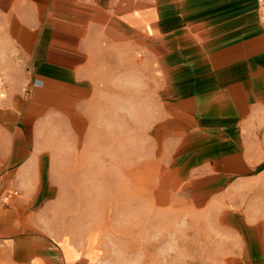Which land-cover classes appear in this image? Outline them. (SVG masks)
Instances as JSON below:
<instances>
[{"label":"crops","instance_id":"crops-1","mask_svg":"<svg viewBox=\"0 0 264 264\" xmlns=\"http://www.w3.org/2000/svg\"><path fill=\"white\" fill-rule=\"evenodd\" d=\"M258 0H0V264H88V216L213 213L264 264ZM88 193V195H86Z\"/></svg>","mask_w":264,"mask_h":264},{"label":"rangeland","instance_id":"rangeland-1","mask_svg":"<svg viewBox=\"0 0 264 264\" xmlns=\"http://www.w3.org/2000/svg\"><path fill=\"white\" fill-rule=\"evenodd\" d=\"M151 188L142 177L140 209L122 214L88 216V197L70 201L66 235L88 264H230L236 242L216 215L186 204L155 206Z\"/></svg>","mask_w":264,"mask_h":264},{"label":"built area","instance_id":"built-area-1","mask_svg":"<svg viewBox=\"0 0 264 264\" xmlns=\"http://www.w3.org/2000/svg\"><path fill=\"white\" fill-rule=\"evenodd\" d=\"M258 5H259V16L261 20V24L264 27V0H258ZM6 89V82L5 80L0 77V95L4 92Z\"/></svg>","mask_w":264,"mask_h":264}]
</instances>
